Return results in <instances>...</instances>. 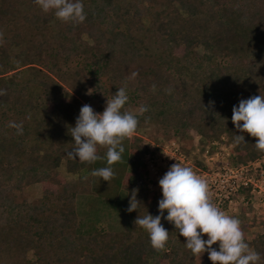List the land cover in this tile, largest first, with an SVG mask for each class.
<instances>
[{"label":"trees","instance_id":"16d2710c","mask_svg":"<svg viewBox=\"0 0 264 264\" xmlns=\"http://www.w3.org/2000/svg\"><path fill=\"white\" fill-rule=\"evenodd\" d=\"M81 2L86 20L74 25L43 12L34 0H0V90L6 91L0 95V210L17 229V244L24 241L21 257L31 251L35 264H212L207 251L196 260L163 217L169 233L163 251H155L148 233L136 227L138 215L160 214L162 198L147 185L128 184L139 173L125 174L121 183L116 177L123 161L137 157L139 137L111 166L119 168L113 182L123 186L128 202L138 189L141 205L131 212L127 232L95 228L80 234L76 199L88 195L94 176L67 182L54 171L64 159L71 174L91 175L107 165L102 147V159L93 163L67 158L75 147L69 128L86 102L112 98L121 87L129 97L122 111L148 108L134 114L137 131L154 125L185 147L190 133L207 142L226 135L237 164L264 158L256 138L232 122L241 100L264 95V0ZM10 122L22 123L23 134ZM234 135H243L245 143H235ZM36 184L42 188L38 202H16L18 193ZM249 246L264 262V231ZM213 248L219 251V243Z\"/></svg>","mask_w":264,"mask_h":264},{"label":"clouds","instance_id":"9594fccd","mask_svg":"<svg viewBox=\"0 0 264 264\" xmlns=\"http://www.w3.org/2000/svg\"><path fill=\"white\" fill-rule=\"evenodd\" d=\"M43 12H54L56 18L74 25L86 20V12L81 0H34ZM138 73H132L135 77ZM0 95L6 91L0 90ZM129 97L126 89L121 87L107 99L102 114L94 112L90 105H83L75 127H70L75 147L66 153L67 158L79 162L93 163L102 159L97 152L98 147L106 148L107 167L94 169L92 176L110 181L115 177L111 167L122 159L123 140L131 138L137 131L139 119L130 111H122ZM213 104L214 102H209ZM140 115L148 111L147 106H140ZM232 122L241 133L256 138L255 147L264 152V95L252 96L241 100L239 106L232 109ZM242 122V123H241ZM10 127L23 134L22 123L10 122ZM234 142H244L243 135H234ZM162 199L158 202L159 215L153 217L146 214L134 221L136 227L145 230L155 251L165 250L169 233L161 223L162 217L173 223L180 236L187 241L185 247L193 256L207 251L212 264H259L260 254L245 242L244 232L238 218L222 211L213 203L208 182L196 174L189 166L174 163L159 180ZM138 189H133L129 213L137 211L141 202L137 200ZM167 216L164 217V212ZM203 235L208 239L204 240ZM219 243V251L213 248Z\"/></svg>","mask_w":264,"mask_h":264},{"label":"rangeland","instance_id":"374dc122","mask_svg":"<svg viewBox=\"0 0 264 264\" xmlns=\"http://www.w3.org/2000/svg\"><path fill=\"white\" fill-rule=\"evenodd\" d=\"M63 83L66 84L65 82ZM71 92L72 89L67 91L68 96L72 95ZM107 99L111 98L96 97L85 104L90 105L95 113L102 114L105 110ZM138 109L139 107L133 106L128 108L127 111L137 114ZM134 136L140 139L138 155L136 158L130 159L127 162H122L124 166H120V168L122 167L124 169H120V173L118 172L119 175L116 176L120 183L122 180H125L126 175L139 173L140 177H136V175L130 177L128 184L134 186L139 184L144 186L147 185L149 191H158L160 197H162V189L159 183L155 182V175L149 170L150 164H152L156 175L159 174L161 179L170 167L178 162L181 165L191 167L199 176H206L204 179L209 184L213 203L215 205L217 204V196L222 195L220 198L224 200V204L221 210L240 220L246 243L250 244L253 239L263 233L264 207L259 201V197L251 195L250 190H235V188L232 187L235 186V183L232 182L235 181V179L231 181L232 178H227L229 170L238 169L242 165L237 164L233 160L229 148L230 146H227L226 143V135H224L222 142H220L221 140L207 142L199 135L190 133L187 135L186 140L191 141V144L185 147L184 142L180 138L165 136L159 128L147 124L140 127L137 133L131 138L124 139L122 142L123 146L129 147L130 141L134 139ZM169 136H172V134H169ZM102 149L106 148L102 147ZM105 167H107V165ZM260 168L264 170V163L261 164ZM260 168H255L247 176L252 179H258ZM114 169L117 171L119 168L114 166L113 170ZM54 173L67 182H79V180L92 176L87 172L77 174L67 172L65 159ZM225 179L226 181L228 179V181L221 182V180ZM210 180H212V182H210ZM150 185L151 188L149 187ZM85 186L88 185L85 184ZM88 187V195H79L76 199V211L79 221L78 232L87 235L92 233L95 228L112 232L129 231L131 213L127 211L129 202L126 190L123 189V186H121V184L119 186L115 185L113 179L104 182L101 177L94 176V179L91 180ZM41 195V185L36 184L18 193L16 202H25L28 204L36 203L41 198ZM226 196L231 200L230 203L224 198ZM162 198H160V200ZM164 213H167V211ZM203 236V239H208L207 235ZM18 239L19 235L17 229L5 222V216L0 210V264L36 263V257L31 251L27 252L25 257H21V252L25 247L23 246L24 241L17 244ZM199 258V256L195 257L196 260ZM259 264H264V262H259Z\"/></svg>","mask_w":264,"mask_h":264},{"label":"built area","instance_id":"2783aa9c","mask_svg":"<svg viewBox=\"0 0 264 264\" xmlns=\"http://www.w3.org/2000/svg\"><path fill=\"white\" fill-rule=\"evenodd\" d=\"M260 163L263 164L264 159H259L257 161L248 163L246 165H242L238 169L229 170L227 173L228 175L227 174L226 175L228 176L227 178H232L231 181L233 179H235V181H232L235 183V186H232L233 188H235V190H237V191L250 190L251 195L259 197V201L263 204V207H264V170H262V168H260L261 167ZM257 167L260 168L258 179H254V178L252 179L249 176H247L248 174H250V172L252 170H254ZM149 170L151 173H153L155 175V182L159 183L160 176H159V174L156 175V172L154 171L152 164H150ZM202 177L206 178L205 175H203ZM227 181H228V179H227ZM227 181H226V179L221 180V182H227ZM210 182H212V180H210ZM214 183H215V181H214ZM149 187L151 188V185ZM243 189H245V190H243ZM218 196H217V204L216 205H217V207H220V209H222V206L224 204V200L222 198H220V197H222V195H218ZM224 198H226L227 199L226 201H228L229 203L231 202V200H229L228 196H226Z\"/></svg>","mask_w":264,"mask_h":264}]
</instances>
